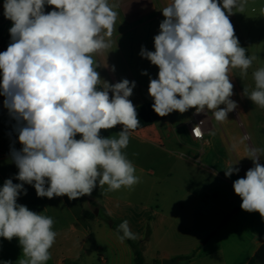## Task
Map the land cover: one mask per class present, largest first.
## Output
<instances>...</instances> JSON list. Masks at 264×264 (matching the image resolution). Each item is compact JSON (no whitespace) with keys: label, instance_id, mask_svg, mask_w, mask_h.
<instances>
[{"label":"clouds","instance_id":"9594fccd","mask_svg":"<svg viewBox=\"0 0 264 264\" xmlns=\"http://www.w3.org/2000/svg\"><path fill=\"white\" fill-rule=\"evenodd\" d=\"M247 2L172 0L161 10L155 50L142 46L139 53L159 69L148 87L158 116L195 109L211 111L223 122L238 107L231 99L229 70L247 75L256 57L240 45L229 17L243 13ZM46 5L52 6L50 12ZM3 9L12 26L10 43L0 52V96L22 147L10 151L20 183L9 178L0 187V237L18 238L24 257L19 264H46L57 237L54 220L17 202L27 195L24 185L34 187L40 198L76 200L91 196L97 186L116 191L137 184L135 165L123 151L140 124L129 99L136 84L110 83L97 71L94 54L111 47L105 37H111L117 18L109 0H4ZM253 79L255 88L244 89L245 96L264 109V67L253 72ZM117 125L122 130L116 135H101ZM262 153L247 149L253 167L233 182V190L243 211L264 219ZM237 163L225 170L226 177L239 173ZM117 233L121 242L138 238L127 220Z\"/></svg>","mask_w":264,"mask_h":264},{"label":"crops","instance_id":"0c3cea01","mask_svg":"<svg viewBox=\"0 0 264 264\" xmlns=\"http://www.w3.org/2000/svg\"><path fill=\"white\" fill-rule=\"evenodd\" d=\"M3 3L0 0V18ZM109 3L114 6L117 18L111 37H105L111 47L94 54L99 65L97 71L110 83L122 79L135 81L129 99L135 107L146 105L153 102L148 87L150 78L156 77V66L139 53L142 46L155 50L154 36L140 33L144 24L133 21L149 13L124 12L121 2L109 0ZM51 10L52 6H45V12ZM11 26L8 19L0 22V52L10 43ZM247 46V55L256 57L253 61L256 70L264 67V45ZM144 71L148 74L143 75ZM103 80L98 88L103 87ZM3 100L0 96V187L9 178L20 183L14 179L18 169L10 151L22 147L14 130L16 122L4 108ZM230 118L229 113L228 119L220 122L211 111L196 113L195 109H189L183 114L170 113L160 122L132 131L130 142L123 150L139 177V182L131 188L108 191L107 185L97 186L91 196L69 200L67 196L37 197L34 187L25 184L27 195L21 194L17 202L51 217L53 230L57 232L55 243L61 239L71 248L69 254H59L50 264H93L97 257L99 264H134L132 248L126 241L121 242L107 218L129 222L131 231L138 237L132 242L142 246V256L148 263L162 264L166 260L174 261L173 264H247L264 245V219L258 212L241 209L242 201L233 190L235 174L231 178L222 172L216 181L220 187L214 188V157L218 162L223 159L214 139L237 160L247 155L240 136L234 139L237 135L228 124ZM191 125L201 127L202 140L193 139ZM121 130L122 125H117L101 130V135L114 136ZM229 166L231 162L227 161L224 167ZM249 168L242 165L238 178ZM21 255L18 238L8 241L0 237V259Z\"/></svg>","mask_w":264,"mask_h":264},{"label":"rangeland","instance_id":"374dc122","mask_svg":"<svg viewBox=\"0 0 264 264\" xmlns=\"http://www.w3.org/2000/svg\"><path fill=\"white\" fill-rule=\"evenodd\" d=\"M123 4V11H137L139 13H149V15L139 16L138 20H134L136 24L140 26V33L155 36L159 33V24L164 19L162 9L170 4L172 0H116ZM261 9H264V0H248L243 13L234 12L230 15L229 19L234 27L235 35L239 39V43L242 47H248L253 45H264V14L261 13ZM235 11V10H234ZM247 39V42H246ZM150 43V38H149ZM256 70L254 65L248 69L247 75L242 74L239 68H232L229 70V77L233 83V96L232 100L237 102L238 107L230 112V120L228 124L233 129V134L237 135L235 140H238L240 136V143L243 142V146L248 149L249 147H255L257 149L264 150V109L254 104L250 99L245 96L244 89L247 93H250L255 88L253 79V72ZM158 67H155L156 77L158 75ZM229 126V127H230ZM231 129V128H230ZM216 150L223 157L220 162L216 161L214 157V188L220 187L216 185V181L222 176V172L225 173V164L227 161L231 162L234 167H240L242 165H249L253 167V163L248 158H241L237 160L228 153L224 152L221 147L218 146V142L214 139ZM247 153V152H246ZM260 163L264 165V153L261 154ZM235 176L232 178L234 181L238 179V173H233ZM217 177V178H216ZM18 247V246H17ZM89 248V245H87ZM70 245L62 243L61 239L59 242L54 243L50 249L51 258L47 261L50 262L54 257L59 254H69ZM89 252V251H88ZM93 255L92 257H94ZM22 257V258H21ZM23 255L13 257L11 259H0V264L5 261H10L11 264H19V260L23 259ZM46 262V263H47ZM93 264H99L98 257L95 259Z\"/></svg>","mask_w":264,"mask_h":264},{"label":"trees","instance_id":"16d2710c","mask_svg":"<svg viewBox=\"0 0 264 264\" xmlns=\"http://www.w3.org/2000/svg\"><path fill=\"white\" fill-rule=\"evenodd\" d=\"M6 20L4 15L1 16L0 22ZM153 102H150L146 105L136 107L138 113V119L140 124L137 129L133 131L140 130L150 124L157 123L162 121L165 117L158 116L152 109ZM108 224L117 232V226L121 223L119 221H113L111 219H106ZM122 235V233H120ZM126 243L132 248L134 254V264H159L158 261L148 263L144 260L142 256V246L135 244L132 240H125ZM71 264V263H66ZM74 264V263H73ZM247 264H264V245H261L258 250L255 252L254 256L250 259Z\"/></svg>","mask_w":264,"mask_h":264},{"label":"built area","instance_id":"2783aa9c","mask_svg":"<svg viewBox=\"0 0 264 264\" xmlns=\"http://www.w3.org/2000/svg\"><path fill=\"white\" fill-rule=\"evenodd\" d=\"M199 128L200 130V135H196V129ZM190 132H191V135L193 137V139L195 140H202L203 139V132H202V129L200 126L198 125H191L190 126Z\"/></svg>","mask_w":264,"mask_h":264},{"label":"water","instance_id":"95a60500","mask_svg":"<svg viewBox=\"0 0 264 264\" xmlns=\"http://www.w3.org/2000/svg\"><path fill=\"white\" fill-rule=\"evenodd\" d=\"M173 263H174V261H166V260L162 261V264H173Z\"/></svg>","mask_w":264,"mask_h":264},{"label":"snow or ice","instance_id":"6c2138e0","mask_svg":"<svg viewBox=\"0 0 264 264\" xmlns=\"http://www.w3.org/2000/svg\"><path fill=\"white\" fill-rule=\"evenodd\" d=\"M196 134H197V135H200V133H199V132H197Z\"/></svg>","mask_w":264,"mask_h":264}]
</instances>
